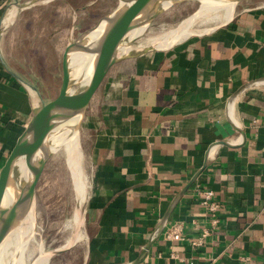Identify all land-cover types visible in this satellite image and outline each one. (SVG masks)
<instances>
[{
	"label": "crops",
	"instance_id": "1",
	"mask_svg": "<svg viewBox=\"0 0 264 264\" xmlns=\"http://www.w3.org/2000/svg\"><path fill=\"white\" fill-rule=\"evenodd\" d=\"M29 1L0 0V166L34 103L6 67L27 81L41 79L45 89L40 82L36 89L51 95L68 37L113 6V0ZM258 79H264V0H239L230 18L211 29L107 70L79 126L87 169L82 264L134 260L207 146L221 140L227 145L210 150L135 264H264V85L242 90L226 111L228 97ZM204 189L216 204L212 227L199 203Z\"/></svg>",
	"mask_w": 264,
	"mask_h": 264
},
{
	"label": "water",
	"instance_id": "2",
	"mask_svg": "<svg viewBox=\"0 0 264 264\" xmlns=\"http://www.w3.org/2000/svg\"><path fill=\"white\" fill-rule=\"evenodd\" d=\"M163 1L165 0H115L114 7L108 13L102 15L93 25L80 31L74 37H68L60 57V82L54 97L47 95V98L44 99L34 85L19 77L4 64L8 72L34 97V103L29 120L16 137L0 166V246L12 230L20 226L32 212L36 183L45 161L53 153L52 151L45 153L43 151L44 144L49 137L61 133L67 127H72L77 137V131L89 100L109 67L118 61L139 53L166 48L177 41L165 46L148 45L138 49L136 52H131L129 48L126 53L116 55L118 46L126 42L125 36L137 28H143L144 30L152 18L162 9L161 3ZM169 1L170 5L182 0ZM195 1L198 2L197 10L199 1ZM231 1L234 6L239 0ZM31 2L32 0L27 4ZM211 3H215V1H211ZM95 32L97 37L90 41L91 39L88 36ZM134 39L127 41L126 44L131 46ZM73 54H87L90 56L86 77L81 85H77L70 80L69 61ZM255 85H264V79L247 82L238 87L228 97L226 111L229 115L237 95L245 88ZM70 89L72 90L70 91ZM217 144L227 145L225 141L221 140L214 141L207 146L203 153L200 167L171 199L152 230L148 241L143 245L137 257L127 264H135L140 260L149 244L159 235L173 205L206 165L210 150ZM19 166L22 170V176L18 196L8 207H5L3 206L4 198L9 191L14 175L17 174ZM78 202L77 205L79 204ZM78 209L80 213L78 224L80 225L83 223V203ZM39 247H42L41 241ZM62 250L63 248L54 249L46 254L49 256Z\"/></svg>",
	"mask_w": 264,
	"mask_h": 264
},
{
	"label": "rangeland",
	"instance_id": "3",
	"mask_svg": "<svg viewBox=\"0 0 264 264\" xmlns=\"http://www.w3.org/2000/svg\"><path fill=\"white\" fill-rule=\"evenodd\" d=\"M112 3L113 8L115 0H113ZM197 6L198 2L195 0H182L170 4L164 9L162 8L146 26L144 29L146 32L144 31L143 34L132 41L130 51L136 52L138 49L148 45L157 46V42L161 40V36L177 28L183 21L195 14L199 9L196 10ZM220 11L221 10H217L218 13ZM210 14V12H207L201 19L195 20L192 26V30L195 31L194 33L205 32L221 22L220 20L219 22L218 20L214 22L208 19L211 17ZM152 37L154 38L153 41H151ZM112 67H114V64L109 68L111 69ZM28 81L36 88L37 84L40 82L43 86V90L44 85L41 79H34L36 83H33L30 79ZM59 82L60 61L58 62V71L53 85V92L50 97L55 96ZM40 94L44 99L47 98V96H43L42 93ZM76 140L78 152L75 153L72 158L73 167H71V171L66 162L64 147L53 152L45 161L34 192V203L32 207L34 225L32 228H34L35 232L33 231L31 236H28L25 251L21 259L16 255L14 243H11L8 246L7 253L1 256L2 264H32L38 254L40 241L43 253L63 248L62 251L49 255L46 262L42 264H82L85 250L83 223L79 225L78 219L77 221H73L74 213L78 214V218L80 216L78 208L82 205L85 195L87 170L84 166L85 160L81 147L79 130L77 131ZM58 152L61 153V155ZM74 169H76L75 171H77V173L73 176L72 171ZM76 175L83 188L80 196L74 190L73 186V179ZM79 199H81V201ZM77 201H79L78 205ZM30 246L33 247L31 248ZM28 247L30 250L27 249ZM30 251L31 254H29Z\"/></svg>",
	"mask_w": 264,
	"mask_h": 264
},
{
	"label": "bare ground",
	"instance_id": "4",
	"mask_svg": "<svg viewBox=\"0 0 264 264\" xmlns=\"http://www.w3.org/2000/svg\"><path fill=\"white\" fill-rule=\"evenodd\" d=\"M198 1H199V6H200L198 11L195 14H193L191 17H189L185 21H183L180 25H178L177 28L163 34L161 36V40L157 42L158 43L157 46L169 45L176 40H179V39H181V38H183L189 34L194 33L195 31L192 30V26H193L195 20H197L199 18L201 19V17L203 15H205L207 12L211 13L210 14L211 17H209L208 19L213 20L214 22L217 20H218V22H219V20L223 22V21H226L228 18H230V15L232 12V7H233V2L231 0H198ZM211 1H215V3H211ZM169 3H170L169 0L163 1L161 3V8H163V9L166 8L169 5ZM217 10H221V11L218 13ZM144 31L145 30H143V28H137V29H134L131 32H129L125 36L126 42H123L122 44H120V46H118V48L116 50V55L126 53L130 48V46H128L126 44L127 41H130L131 39L138 37L139 35L143 34ZM96 34L97 33L95 32V33H92L88 36V38L91 39L90 41L94 40L97 37ZM153 39L154 38L152 37L151 41H153ZM89 60H90V56L87 54H73L70 58V61H69L70 80L75 82L77 85H81L85 80ZM71 90L72 89H70V91ZM76 138L77 137L75 134V130L72 127H67L61 133H57V134H54L53 136L49 137L48 140L46 141V143L44 144L43 151L45 153H47L49 151L55 152L59 148L64 147V150L66 152V162H67L68 166L70 167V171H71V167H73V165H72L73 159L72 158L75 155V153L78 152L77 151L78 146H77ZM71 148H72V151H71ZM59 154L61 155V153H59ZM75 170L76 169H74L72 171L73 176H74V174L77 173V171H75ZM21 176H22V170H21V167L19 166L17 168V174L14 175V178L12 179V184L10 185L9 191L4 198L3 206L8 207L14 201V199L18 196V193L20 190V185H21L20 184ZM76 176L73 179V186H74V190L80 196L82 194L81 191L83 188H82V185L79 183L78 176L77 177ZM79 200L81 201V199H79ZM77 219H78V214L74 213L73 214V221H77ZM33 225H34V218H33L32 212H31L25 218L23 223L20 224V226H18L17 228L13 229L12 232L2 242V244L0 246V264H2L1 256H4L5 253H7L8 246L11 243H14L15 248H16L15 251L17 253V257L19 259H21L22 254H24V251H25L28 236H31L32 232L34 231V228H32ZM68 233H67V235H68ZM30 247L32 248L33 246H30ZM27 249H29V247ZM13 253H15V252H13ZM33 253H32V256H33ZM29 254H31V251ZM29 254H28V256H29ZM47 258H48V255L46 253L43 254L42 247H38V256L34 259L33 264L45 263Z\"/></svg>",
	"mask_w": 264,
	"mask_h": 264
},
{
	"label": "built area",
	"instance_id": "5",
	"mask_svg": "<svg viewBox=\"0 0 264 264\" xmlns=\"http://www.w3.org/2000/svg\"><path fill=\"white\" fill-rule=\"evenodd\" d=\"M198 195H199V203L201 205L204 206V208L210 213V226H215V224L217 223V219L215 217V210H216V204L214 203V201L212 200V195H213V192L209 189H204V190H200L198 192ZM176 226L168 229L165 233L166 237H170L173 235V233L176 232ZM205 235V232H203L201 234V236H204ZM200 243V240H197V241H194L192 242V244L196 245V244H199Z\"/></svg>",
	"mask_w": 264,
	"mask_h": 264
}]
</instances>
